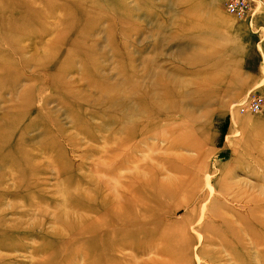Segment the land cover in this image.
I'll list each match as a JSON object with an SVG mask.
<instances>
[{"label": "rangeland", "instance_id": "374dc122", "mask_svg": "<svg viewBox=\"0 0 264 264\" xmlns=\"http://www.w3.org/2000/svg\"><path fill=\"white\" fill-rule=\"evenodd\" d=\"M0 0V264H264V0Z\"/></svg>", "mask_w": 264, "mask_h": 264}, {"label": "built area", "instance_id": "2783aa9c", "mask_svg": "<svg viewBox=\"0 0 264 264\" xmlns=\"http://www.w3.org/2000/svg\"><path fill=\"white\" fill-rule=\"evenodd\" d=\"M252 0H227L225 3V8L228 12L233 13L237 16H242L245 12H247L250 8V3ZM264 106L255 100L254 97H247L241 104L238 105L239 111H260L259 109Z\"/></svg>", "mask_w": 264, "mask_h": 264}]
</instances>
